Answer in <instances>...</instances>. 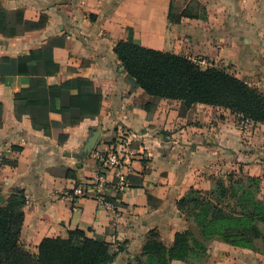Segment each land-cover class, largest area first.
I'll list each match as a JSON object with an SVG mask.
<instances>
[{
	"label": "crops",
	"instance_id": "obj_1",
	"mask_svg": "<svg viewBox=\"0 0 264 264\" xmlns=\"http://www.w3.org/2000/svg\"><path fill=\"white\" fill-rule=\"evenodd\" d=\"M194 1L0 0V156L8 161L0 169V194L7 200L22 189L29 196L21 231V243L29 251L37 252L46 237H67L70 230L81 229L111 243L118 252L112 264H127L153 236L171 248L178 233L190 232L205 242L206 255L169 264H264V254L255 249L217 237L205 241L178 207L192 189L210 192L232 172L260 178L264 186V124L225 107L195 103L185 108L181 100H157L133 87L114 50L119 41H130L206 57L215 67L231 65L228 73L264 94V0H196L204 17L170 20V13L191 11ZM32 51L40 58L34 65L10 71L20 70ZM51 58L57 67L47 64ZM78 78L90 82L82 92L101 94L95 116L83 117L79 108L61 112L75 88L63 89L45 117L50 125L59 123L51 134L35 127L26 110L17 107V93L38 79L49 91ZM97 131L95 145L85 151ZM123 131L132 134L126 165L104 174V193L109 199L119 196L120 209L92 198L60 197L98 176L99 155L110 152ZM60 134L66 136L62 142ZM117 172L126 177L120 193ZM260 229L264 234V223Z\"/></svg>",
	"mask_w": 264,
	"mask_h": 264
},
{
	"label": "trees",
	"instance_id": "obj_2",
	"mask_svg": "<svg viewBox=\"0 0 264 264\" xmlns=\"http://www.w3.org/2000/svg\"><path fill=\"white\" fill-rule=\"evenodd\" d=\"M193 3L199 6L198 1ZM194 8L192 6V12L170 13L169 18L179 23L183 17L205 16L197 7L193 11ZM114 50L133 87L143 88L157 100H181L185 108L195 103L225 107L245 119L264 124V94L225 69L215 66L203 69L190 56L147 48L130 41H119ZM38 55L37 51L30 52L29 59L21 62L20 70L13 68L10 71L27 70L40 59ZM3 61L9 63L12 60L4 58ZM47 62L51 67H57L52 58ZM89 83L85 78H78L47 91L43 88L44 81L38 79L35 86L17 93L15 102L31 116L35 127L51 134L50 128L59 123L54 121L50 125L44 119L54 109L55 98L60 97L65 88H75L77 93L71 95L69 106L61 108L64 115L71 108H79L83 117L99 113L101 94L81 90ZM2 109L0 101V116ZM65 137L60 134L58 140L62 142ZM7 162L6 157L4 164ZM238 174L245 183L261 181L232 172L227 180H218L210 192L192 189L178 201V207L187 218L194 217L205 241L217 237L231 245L256 250L255 241H264L260 229V223H264V198L257 189L235 184L232 178ZM24 205V191L15 189L0 206V264H112L115 260L118 252L112 250L111 243L91 238L81 229L70 230L67 237H46L38 245L37 252L29 251L21 243ZM122 248L120 246L119 250ZM206 253L205 242L197 240L190 232L178 233L171 248L153 236L144 252L127 264H169L173 259L190 261Z\"/></svg>",
	"mask_w": 264,
	"mask_h": 264
},
{
	"label": "built area",
	"instance_id": "obj_3",
	"mask_svg": "<svg viewBox=\"0 0 264 264\" xmlns=\"http://www.w3.org/2000/svg\"><path fill=\"white\" fill-rule=\"evenodd\" d=\"M248 120V119H247ZM132 134L126 131L121 132L116 137L115 141L112 143L110 152L106 154H101L98 157L100 172L98 176L89 181H84L79 183L75 188L64 191L60 193V197H69L72 199L80 198H92L99 202L102 206H110L113 209H120L121 199L119 196L109 199L104 193L106 188L105 181V171L107 168L120 169L122 166L126 165L127 154L131 152V141ZM5 156H0V169L4 165ZM117 183L115 184V189L119 193L124 190L126 187V177L125 174L117 172ZM26 200L29 199V196L25 197Z\"/></svg>",
	"mask_w": 264,
	"mask_h": 264
},
{
	"label": "rangeland",
	"instance_id": "obj_4",
	"mask_svg": "<svg viewBox=\"0 0 264 264\" xmlns=\"http://www.w3.org/2000/svg\"><path fill=\"white\" fill-rule=\"evenodd\" d=\"M193 6L195 7L193 11L196 10V7L198 9V11H201V12H204V7L201 6V4H199V6H197L196 3H193ZM191 58L196 62L198 63L203 69H206L210 66H213V64H211L210 61H208L207 59H205L206 57H195V56H191ZM230 73H231V65H228L227 66ZM226 67V68H227ZM226 68L224 67V69L226 70ZM232 180H234V183L237 184V185H244L246 187H249V188H254V189H257L259 190L258 193H260L261 197L264 198V194H263V190H264V186L262 184V181H253V182H243V178L241 175H234ZM189 219H191L192 221H194V217H188ZM195 222V221H194ZM261 224V223H260ZM256 250L259 251V252H262L264 254V241L262 240L261 242H259L258 244H256ZM231 264V260L230 261H226L225 264Z\"/></svg>",
	"mask_w": 264,
	"mask_h": 264
},
{
	"label": "water",
	"instance_id": "obj_5",
	"mask_svg": "<svg viewBox=\"0 0 264 264\" xmlns=\"http://www.w3.org/2000/svg\"><path fill=\"white\" fill-rule=\"evenodd\" d=\"M98 135H99L98 131L93 133V135L89 138V140L87 142V145L85 147V151H88L89 149H91L95 145V143L98 139ZM5 202H6L5 197H3V195L0 194V204H4Z\"/></svg>",
	"mask_w": 264,
	"mask_h": 264
}]
</instances>
